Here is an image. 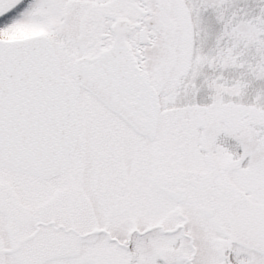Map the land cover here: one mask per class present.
Listing matches in <instances>:
<instances>
[{
  "label": "flooded vegetation",
  "instance_id": "obj_1",
  "mask_svg": "<svg viewBox=\"0 0 264 264\" xmlns=\"http://www.w3.org/2000/svg\"><path fill=\"white\" fill-rule=\"evenodd\" d=\"M30 2L31 0H23L2 13L0 31L2 32L10 15L18 13ZM114 2L118 9L132 14V20L113 21L108 25L107 31L99 35L104 43L98 46H82L84 37L79 34L74 40L78 54L70 61L69 71L65 75L62 70L68 64H63L57 41L63 43L65 48L72 47L69 43V29H64V32L56 29L52 31V36L41 35L47 36L51 41L59 60L60 73L68 77L73 61L93 59L111 46L113 38L110 28L114 22H126L129 31L124 36L125 47L130 59L135 61L141 74L147 77L155 96L152 101L150 99V102L155 103L154 138L150 140L136 134L117 114L87 91L80 90L73 113L78 126V137L65 172L49 180L26 175L34 184L43 183L44 186L35 187L33 184L30 188L33 195L31 201L35 205L32 208L36 214L35 219L34 214H29L27 207L20 202L24 192L22 188V192L18 194L20 197H17L15 192L10 193L9 187L0 184V224L3 219L10 223L9 239L12 237V246L9 249L0 248V256L16 254L21 264L26 263L27 259H32V264H41L46 259L74 254L78 244L82 248L87 240L91 244L95 241L103 243L105 240V243L119 249L120 254L130 260L137 252L134 237L157 232L167 241V238H173L171 246H166L167 242L162 243L164 245L160 253L170 254L175 250L180 252V264H194V218L198 212L213 220L218 216L223 200L221 196L217 197L214 191L216 188L206 185L205 178L197 179L194 173H186L176 165L171 166L168 159L180 157L178 141L188 133V127H198L203 135L205 129L210 127L241 128L245 124L246 114L242 104L226 103L224 105L233 106V110H213L211 107L214 103L205 102L213 92L201 86L207 77H230L231 73L234 77L236 74L241 75V56L220 54L221 48L230 46L236 39H226L230 42L224 45H221L224 40L219 38L212 39L210 46L206 45L208 40H201L199 43V27L204 24L201 22L202 17H211L220 36L221 28H230L232 15H244L245 8H231L225 2L216 5L212 1L203 6L199 0ZM126 5L129 6L127 9L124 8ZM67 8H73L69 1ZM68 17V14H63L64 24ZM141 32L146 40L144 43H140ZM2 34V40L37 36L34 34L11 38L9 35L2 37ZM199 46L210 50L199 49ZM148 49L153 53L152 62L146 57ZM82 94L92 97L101 110L97 116L90 117L93 122L87 124L95 126V133L91 136H85L81 130L83 124L79 112L84 106L79 104V98ZM150 102L149 106L153 107L154 103ZM236 110L239 111V116ZM194 111L196 116L192 117L190 112ZM197 111L202 113L197 114ZM169 126L177 127L179 131L185 128V131L181 137H177L175 131L169 139L166 134ZM171 138L176 144L173 151H170L171 148L167 150L168 142L173 141ZM0 170L20 174L1 167ZM204 185L207 189L202 188ZM209 194H213V197ZM152 211H155L153 215L150 214ZM29 220H33V232L14 239V235L23 234ZM150 222L155 224L144 226ZM121 227L124 229L119 233ZM156 261L168 263L161 255ZM0 264L3 263L0 261ZM225 264L232 263L227 260Z\"/></svg>",
  "mask_w": 264,
  "mask_h": 264
},
{
  "label": "rangeland",
  "instance_id": "obj_2",
  "mask_svg": "<svg viewBox=\"0 0 264 264\" xmlns=\"http://www.w3.org/2000/svg\"><path fill=\"white\" fill-rule=\"evenodd\" d=\"M68 1L73 4V8H67ZM210 1L216 5L225 2L231 8L243 7L245 14L234 13L230 28H221L220 36L210 16L201 18L204 24L199 27V43L201 40H208L206 45L210 46L212 39L219 38L224 40L221 43L224 45L230 42L226 39H236L230 46L221 48L220 54L240 55L242 61L240 76L236 74L234 77L231 73L230 77L206 78L201 86L213 93L205 102L214 103L211 107L213 110L233 107L225 106L226 103L242 104L246 121L241 128L210 127L208 130L205 129L203 135L198 127H188V133L178 141L180 157L168 159V162L171 166L183 168L186 173H194L197 179L205 178L206 185L214 186L218 190H214L217 197L221 196L223 200L218 216L214 220L200 212L194 218V264H225L227 260L232 264H264V0ZM210 1L199 0L203 6L209 5ZM113 3L114 0H31L21 11L9 16L0 34L3 33L2 37L9 35L11 38L34 34L52 36V31L56 29H61L60 32L69 29L71 38L69 43L73 45L72 47L65 48L63 43L56 39L63 64H68L67 68L62 70V74L65 75L69 71L70 61L78 54L74 40L79 34L84 37L82 46L84 44L98 46L104 43L99 35L106 32L108 25L113 21L132 20V14L118 9ZM128 7L126 5L124 8ZM64 13L69 15L65 24L62 22ZM198 48L210 50L205 46ZM146 53V57L152 62V51L148 49ZM79 104L84 106L79 112L83 124L81 130L85 136L94 135L95 126L87 124L93 122L90 117L97 116L101 110L92 97L84 94L80 96ZM235 108L237 109V106ZM238 112L236 110L237 115ZM198 113L201 114L202 111H197ZM190 115L194 117L196 112H190ZM175 131L177 137H181L185 128L179 131L177 127L169 126L166 131L169 139ZM174 141L168 142L167 150L169 148L170 151L174 150L176 147ZM77 159L78 156L76 162ZM0 184L9 187L10 193L15 192L17 197H20L18 194L22 192L20 190L22 188L24 192L20 202L27 207L29 214L30 212L34 214L35 219L36 214L32 210L35 205L31 201L33 195L30 190L34 181L26 175L0 170ZM34 186L44 187L43 183ZM202 188L207 189L205 185ZM209 195L213 197V194ZM154 213L155 211H152L150 214ZM3 221L1 220L0 224V248L9 249L12 246V237L9 239L11 225L4 219ZM149 224L155 223L150 222L144 226ZM25 228L23 234L14 235V239L32 233L33 220H29ZM122 229L124 228H119V233ZM167 239L168 241L157 232L139 238L134 237L137 252L130 260L121 255L119 249L105 243V240L103 243L95 241L93 244L87 240L82 248L81 244H78L77 251L72 255L50 258L40 263L161 264L156 261L161 255L168 260L167 264H180V252L174 250L170 254L160 253L163 242H167L166 246H171L173 238ZM17 257L16 254H4L0 256V261L3 264H21ZM24 264H32V259H27Z\"/></svg>",
  "mask_w": 264,
  "mask_h": 264
},
{
  "label": "water",
  "instance_id": "obj_3",
  "mask_svg": "<svg viewBox=\"0 0 264 264\" xmlns=\"http://www.w3.org/2000/svg\"><path fill=\"white\" fill-rule=\"evenodd\" d=\"M22 0H0V14ZM111 46L77 59L70 77L46 36L0 40V166L51 179L68 167L78 137L73 112L81 89L122 118L138 135H155V99L148 79L125 47L126 22L110 28ZM146 40L140 33V43ZM154 103L153 107L149 106Z\"/></svg>",
  "mask_w": 264,
  "mask_h": 264
}]
</instances>
